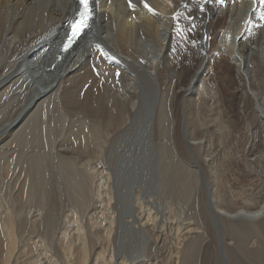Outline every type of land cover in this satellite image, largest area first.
Returning a JSON list of instances; mask_svg holds the SVG:
<instances>
[{
    "label": "bare ground",
    "instance_id": "bare-ground-1",
    "mask_svg": "<svg viewBox=\"0 0 264 264\" xmlns=\"http://www.w3.org/2000/svg\"><path fill=\"white\" fill-rule=\"evenodd\" d=\"M144 3H148L154 11L149 12ZM131 4L132 6L130 0H93L94 15L91 14L93 18L89 21L85 34L69 50L61 53L58 49L75 12L76 0H0V98L6 99L4 103L12 98L18 100L17 108L0 124V131L5 129L0 133V144L11 133L29 128V120L34 117L32 113L37 112L39 106L46 102L44 99L53 98L56 94L57 101L69 115L82 114L88 118V124L90 128H94V136L98 140L96 147L91 144L84 154L98 163L92 173L99 181L98 189L103 195L101 202L106 213L107 223L102 228L105 230L108 248L107 256L104 250L101 252L103 259L100 264H158V253L166 243L163 231L173 227L169 224L170 221L175 223L176 237H171L174 239L170 242L171 246L166 243L170 247L169 255H172L168 264H186L188 262L183 261L188 252L186 243L189 245L194 240H199L201 234L197 229H204L198 224H194L197 229L189 223L181 224V217V220L168 218L159 191H155L157 197L155 193L144 194L139 187L125 192L121 186V164L126 165L127 159L134 158L136 131L143 124V98L152 95L158 106L160 99L168 102L165 115L171 113L172 104L168 99L184 98L181 107L184 110L185 141L179 140L177 134L172 135V148L169 152L171 171L177 164L175 169L180 173L164 174L160 178V188L163 185L181 183L180 175L184 167H179L183 166L182 162L187 157L191 159L186 148L195 157L197 164L205 163L208 167L214 164L213 154H217L218 149L215 148V153L211 150L209 152L204 135L196 134L195 128H191L192 121L199 118L195 116L199 112L195 105L196 99L205 100L210 92L206 80L214 55L209 51L212 48L221 54L219 62L225 64L237 77L235 79L238 86L234 95L237 101L235 104L231 103L232 110L235 113L243 111L242 117L247 121L248 131L251 133L264 123V0H131ZM194 22L202 24L203 33L193 27ZM232 34L236 36L232 38ZM98 39L101 45L96 46L93 41ZM195 41L197 43L192 45ZM60 57L64 60L58 62ZM194 63L196 66L187 81V88L181 87L182 80L190 77ZM171 74L176 76V80L172 79L169 92H164V86ZM86 84L87 90L84 97L81 94L83 99L80 100L78 93ZM154 110L155 107L153 110L151 108L155 117L157 112ZM1 111L0 108V113ZM152 125L155 127V122ZM32 126L36 128L35 133L39 131L38 122L33 121ZM173 133H176L175 130ZM250 138L244 140V148L248 145L246 155L249 160H256L262 166L258 165L257 171L264 184V158L254 155L258 146L254 142L253 134ZM35 140L38 142V136ZM201 142H204L203 159L194 153L195 144ZM109 146L112 148L108 153ZM56 157L57 154L54 155L55 160ZM28 159L38 162L31 156ZM232 162L235 163L236 160ZM209 168L211 170L212 166ZM165 171L166 169L163 173ZM214 182L208 188L211 212L228 217L229 220L249 223L255 221L253 224L256 226L262 223L264 188L260 187L256 191V204L255 198L248 199L252 201L251 208L228 211L219 207L215 201L218 190L216 191ZM34 191L36 192L32 196L39 197L40 189L35 188ZM128 194L131 195L130 198ZM52 196L49 195L46 199L49 201ZM0 207V232L3 235L0 237V264H18L22 254L27 259L34 258L32 264L35 261L37 264H88L91 241L87 237L90 230L83 224V219L75 218L80 224L74 226L76 232L71 231L72 235L62 231L59 240L61 245L63 243L61 248L64 250V258H60L59 254L55 255L57 251L54 250V231L50 234V239L44 240L43 246L36 245L33 248L32 251L36 254L28 257L18 246L22 226H28V223L17 224L18 221L11 217L7 205L1 202ZM28 219L35 224L34 229L40 225L36 223L44 220L47 223V233L57 223L52 205L48 206L46 212L44 206L30 212L27 221ZM128 230L131 231V242H127L128 239L122 241L121 238L125 239L126 236L123 233ZM137 236L139 243L136 248ZM224 240L223 249L228 248ZM128 244L135 249L132 254L126 250ZM151 247L154 250V259L148 254ZM238 257L240 256L236 259ZM203 262L208 264L207 261L202 260Z\"/></svg>",
    "mask_w": 264,
    "mask_h": 264
},
{
    "label": "rangeland",
    "instance_id": "rangeland-1",
    "mask_svg": "<svg viewBox=\"0 0 264 264\" xmlns=\"http://www.w3.org/2000/svg\"><path fill=\"white\" fill-rule=\"evenodd\" d=\"M167 3L170 5L169 1ZM92 13H94V11ZM92 15L90 18H93ZM197 22L193 23V27H196V30L198 28V30H201L200 32L203 33L201 29L203 27L202 24ZM234 36L236 35L232 34V38ZM97 41L94 40L93 44L96 46L101 45V41L99 39ZM196 41L192 43V45H195L197 43ZM57 47L58 46H56V49ZM216 50L215 48L209 50L214 53L211 58V65L207 71L209 76L206 80L210 92L207 93L205 100L196 99L195 105L198 107L199 112L195 113V116H199V118L194 119L191 123V128H195V133L202 136L204 135L206 138L209 152L212 151L215 153L214 150L218 149L217 154H213L215 162L211 165L213 168H211L212 174L209 168L211 166L208 167L205 163L197 164L195 157H193L190 150L186 148L191 159L187 157L182 162L183 166L179 167L181 169L184 167V171L181 170L183 173L180 175L183 177L186 174L185 177H183L184 179L180 177L181 183L163 185L160 188V178L164 174L169 172H173V175L180 173L175 169L177 164L171 171L172 165L169 152L172 148V135L177 134L179 140L185 141L183 130L184 110L181 107V102L182 100L184 101V98L168 99L172 104L171 113L170 115H165L166 104H168V102L166 103L165 100L160 99L161 101L158 103L160 105L158 106L157 101L152 98V95L149 98H143V124L140 125L136 131V150L134 158L127 159L126 165L121 164V186H123V190L127 193L134 187H139L143 190L144 194L155 193L156 197L159 194L163 200L162 204L165 214L166 211L168 212V218L179 220L181 217V219H183L181 224L185 225L189 223L190 226L198 224L204 229V231H202L199 228L197 229V225L194 226L201 235L199 240L196 239L189 245L188 242L186 243L188 248H186V251L188 252L186 253L185 251L187 257L183 259L185 263L188 262L186 264H192L191 262H193V264H199V262L200 264H207L206 262L202 263V260L207 261L208 264H264V224H262L264 218L262 223L256 226L253 224L255 221L249 223L242 220H229L228 217L220 216L209 210L210 195L208 188L212 185L211 183L213 181L216 182H214L216 191L218 190L216 195L217 199H215V201H217L219 207L228 211L240 208H251L252 201L248 199L255 198L254 201L256 204V191L260 187L264 188L263 180L261 182V175H259L257 171V166L260 164L256 160L248 159L246 155L247 144L244 148V140L251 139V134H253L254 142L258 146L256 147L254 155L264 158V123H261L262 125L260 124L259 128L256 127L258 130L257 132L255 129L251 133V131H248L247 121L242 117L243 111H240L241 113H235V111L232 110L233 107L231 103L235 104V101H237V98L234 97L238 86L236 82L237 77L233 72L229 71V68L226 67L225 64L223 65L219 62L221 54ZM71 53H73V51H71ZM63 60L64 58L62 57L57 59L58 62ZM214 64H218L219 66H215ZM195 66V63L191 66L192 70L190 71V77L182 80L181 87L187 88V81L191 78ZM94 77L97 78L95 75ZM172 79L176 80V76L173 74H171L170 79L167 80V84L164 86V92H169ZM87 87L88 84L82 86L79 91L80 94L78 93V99H83ZM5 100L4 97L0 98V108L2 109L0 113V124L5 122L6 119L9 118L8 116L11 115L13 110L18 106L17 99H8L4 103ZM44 101L46 102H43V104L39 106L36 110L37 112L32 113L34 117L29 120V128L11 133L12 135L7 137L6 140L0 144V203L3 202V204L5 203L7 205L11 217L14 218L16 222L18 221L17 224L28 223V226H22V230L18 236V246L24 250V253H26L28 257L35 255L36 252L35 254L33 253V248L36 247V245L37 247L43 246L45 241L48 238L50 239L52 231H54V240L56 239L54 250L55 252L57 251L55 255L57 256V254H59L58 256L60 258H64V250L61 248L63 247V243L61 245L59 238L62 236V231L67 232L69 235L76 232L75 227L77 224H80V222L77 223L75 221V218L78 217L79 219H83V224H86L90 230L89 236L87 237L89 238L88 241H91L88 264H100V261L103 259L101 252L104 250L107 256L106 250L108 248V244L105 240V230L102 228L104 224L107 223L105 219L106 213L103 210L104 205H102L103 203L101 202L103 195L98 189L99 181L94 177V173H92V169L95 166L97 167L98 163L95 160L89 159L87 155L85 156L86 153L84 154L87 147H90L91 144H94L95 147L98 144V140H96L94 136V128H90L88 124L89 120L85 115L71 116L66 110H63L56 99V94L53 98H46ZM212 104L213 106L211 107ZM154 107V112H157L155 117L151 113V108L153 110ZM158 108L160 110H158ZM162 108L164 109L163 111L161 110ZM158 112L160 113L158 114ZM26 120H28L27 116ZM33 121L38 122L37 130L39 131L36 133V128L32 126ZM153 121L155 122V127L152 125L154 124ZM18 122L19 120L17 123ZM170 125H173V127ZM150 127H154L153 130ZM4 130L5 129L0 131V133ZM173 130H175L176 133H173ZM70 132L72 134H70ZM179 135H181V137ZM37 136L38 142L35 140ZM203 147L204 142L195 144V156L198 154L201 159L204 157L202 155L204 152ZM111 148L112 146H109L108 153ZM55 154H57L56 160L54 159ZM50 155H52V157ZM29 156L38 160V162L29 160ZM234 160H236L235 163L232 162ZM40 169L42 171H40ZM164 169H166L165 173H163ZM170 175L171 173L168 177ZM43 186L45 187L43 188ZM35 188L40 189L39 197L37 198L32 196V194L36 192L34 191ZM41 188L43 190H41ZM155 191H159V193L157 194ZM49 195L53 196L52 199L48 201L46 197ZM128 197L130 198L131 195L128 194ZM50 205L54 208V215L57 223L53 224L54 227L52 230L50 228L48 233L45 225L47 223L44 222V220L41 221L42 224L36 223L40 225L34 229L33 225L35 224H32L29 219L27 221L28 214L34 210L36 211V209H40L42 206H44L46 212ZM1 210L0 207V219L2 218ZM175 215L176 217H174ZM169 224L173 227H168L166 231L163 232L165 233V242H168L170 245V242L174 241L172 238L176 237V233L174 231L175 223L170 221ZM159 228L161 230L164 229L163 227ZM128 231L125 234L123 233V236H126L125 239L121 238L122 241L128 239L129 241L127 242H131V231ZM187 232H189L188 229ZM194 232H196V230L192 231L191 234H194ZM2 236L0 232V237ZM74 239L77 241V238ZM136 239V242H134L137 248L139 237L138 240ZM166 239L168 240L166 241ZM222 240L225 241L228 248H222ZM150 243L151 242H149V244ZM166 243L158 253L156 260L158 264H168L171 259L172 255H169L170 247L168 244L166 245ZM132 249V246L128 244L126 250L129 254L134 252L135 249ZM61 250H63V253ZM148 254L151 255L153 259L155 258L152 247L149 249ZM202 254H205V256L203 257ZM22 255L24 256V254ZM23 256H21V259L19 258L18 264H32L34 258L27 259V256ZM237 256L240 257L236 259ZM153 261L155 262V260ZM40 262L43 261L40 260ZM34 264H37V261H35Z\"/></svg>",
    "mask_w": 264,
    "mask_h": 264
},
{
    "label": "snow or ice",
    "instance_id": "snow-or-ice-1",
    "mask_svg": "<svg viewBox=\"0 0 264 264\" xmlns=\"http://www.w3.org/2000/svg\"><path fill=\"white\" fill-rule=\"evenodd\" d=\"M80 3L82 5V10L80 11V20L72 25L73 34H76L79 30L87 26V21L90 17V11H89V0H80ZM130 6L131 0H130ZM144 7L149 11L153 12L154 10L149 6L148 3H144ZM264 18V17H262Z\"/></svg>",
    "mask_w": 264,
    "mask_h": 264
},
{
    "label": "water",
    "instance_id": "water-1",
    "mask_svg": "<svg viewBox=\"0 0 264 264\" xmlns=\"http://www.w3.org/2000/svg\"><path fill=\"white\" fill-rule=\"evenodd\" d=\"M78 4L76 3V8H75V12H74V14H73V17L74 16H76V13H77V10H78ZM86 32V31H85ZM69 34V28H68V30H67V32H66V36ZM85 34V33H84ZM66 39V37L64 38V40ZM66 52V51H65Z\"/></svg>",
    "mask_w": 264,
    "mask_h": 264
}]
</instances>
